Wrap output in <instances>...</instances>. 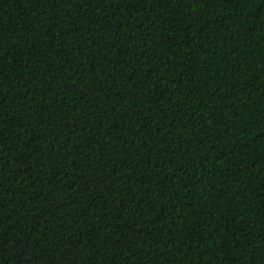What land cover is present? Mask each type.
Returning <instances> with one entry per match:
<instances>
[{
    "label": "trees",
    "instance_id": "trees-1",
    "mask_svg": "<svg viewBox=\"0 0 264 264\" xmlns=\"http://www.w3.org/2000/svg\"><path fill=\"white\" fill-rule=\"evenodd\" d=\"M0 264H264V0H0Z\"/></svg>",
    "mask_w": 264,
    "mask_h": 264
}]
</instances>
